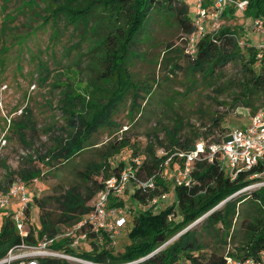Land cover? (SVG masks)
Segmentation results:
<instances>
[{"label": "trees", "instance_id": "1", "mask_svg": "<svg viewBox=\"0 0 264 264\" xmlns=\"http://www.w3.org/2000/svg\"><path fill=\"white\" fill-rule=\"evenodd\" d=\"M247 1L244 16L251 27L254 18L264 17V0ZM45 2V22L51 21L58 30L57 22L61 21L77 32L78 40H88V54L92 63V74L84 85L88 98L81 111L70 112L68 137L40 157L46 166H55L69 164L73 156L93 145L91 136L101 126L111 123L113 112L125 96L131 93L134 99L137 84L129 70V60L136 55L133 46L139 35L145 32L152 15L164 12L174 16L186 35L195 28L189 17L191 8L188 0ZM241 25H223L215 33H205L195 44L194 53L184 49L183 54L189 61L191 74L200 73L209 79L218 78L228 63L238 61L239 91L234 101L256 109L259 104L253 103V99L257 96L260 103L264 95V48L257 47L256 40ZM240 40L244 42L240 44ZM146 93L150 94L151 90ZM218 120L213 118L214 125L218 124ZM167 135L169 143L163 153L156 154L154 145L146 147L144 155L140 156V164L133 166L130 182L133 187L131 198L136 203L147 204L172 190L174 199L169 205L155 213L137 210L136 214L126 215L123 227H128V241L119 251L114 252L112 246L106 244L99 246L97 236L92 232H88L87 236L89 248L78 250L77 255L74 254L76 250L69 246L68 237L54 239L51 246L94 263L225 264L226 257L254 262L264 260V185L246 191L242 189L264 180V165L259 163L230 178L217 162H209L206 158L195 159L189 172V183L176 184L172 180V189H169L160 176L164 165L177 169L183 165V159L177 160L174 156L167 158L174 152L194 149L199 133H182L180 127L175 126L168 130ZM224 137L207 141L219 142ZM128 144L124 138L114 140L102 153L99 162H90L85 166L80 173L83 180L89 183L84 195L75 187H69L58 195L34 196L39 209V229L28 218L27 235L21 237L11 219L12 212L7 211L0 226V258L13 244L22 240L36 243L44 236L53 237L62 226L71 225L86 216L91 210V204L87 202L103 187L104 179L111 174H119L125 167L123 159L115 161L112 158ZM136 154L133 150L132 155ZM109 159L113 160L112 164ZM32 170L21 173L26 183L39 173L38 169ZM254 173L260 175L253 176ZM151 176L156 185L152 189L137 186L134 181L146 180ZM159 184L162 189L157 188ZM109 204L124 206V201L121 196H110ZM237 220L238 227L235 226ZM238 232H241L240 240L226 253L215 243L212 246L207 243V239L215 240L223 247L229 243L228 238L234 242ZM104 237L105 242L110 240L107 234ZM39 264L75 262L59 257H44L39 259Z\"/></svg>", "mask_w": 264, "mask_h": 264}, {"label": "rangeland", "instance_id": "2", "mask_svg": "<svg viewBox=\"0 0 264 264\" xmlns=\"http://www.w3.org/2000/svg\"><path fill=\"white\" fill-rule=\"evenodd\" d=\"M45 6V0H0V193L14 182H23L30 198L29 221L36 229L40 228L39 209L33 197L58 195L69 187L84 195L89 183L80 173L88 163L99 162L114 140L124 138L129 142L112 158L123 159L128 164L133 150L135 156H143L148 145H154L156 154L163 153L169 143L167 132L175 126L182 133H199L198 139L215 140L227 135L232 127L247 125L249 115L257 109L234 101L239 91L238 61L228 63L218 78L191 74L189 61L183 54L187 35L174 16L155 13L133 46L136 55L129 60V70L137 84L134 99L131 93L126 95L113 112L111 123L101 126L91 136L94 144L73 156L69 164L46 166L40 157L68 137L70 112L81 111L88 98L84 85L92 74V63L88 40H78L77 32L61 21L57 22L58 30L51 21L45 22ZM222 19V26L242 23L241 27L256 43L264 42V34L250 27L244 12L229 6ZM147 90L151 93H146ZM252 102L260 104L257 96ZM214 117L219 118L217 125L213 123ZM164 166L162 182L172 189L176 169ZM32 169H38L39 173L26 183L21 173ZM254 186L242 189L246 191ZM132 188L128 182L121 195L124 201L121 209L129 216L137 210L155 213L174 199L172 190H168L164 197L139 204L131 198ZM157 188L162 186L159 184ZM90 203L91 200L87 202ZM7 211L8 208L0 210V226ZM235 226H239V220ZM127 230L128 227L120 228L111 237L107 233L110 240L106 242L104 233L96 242L119 251L128 241ZM240 237L238 232L234 242L228 238L229 243L223 247L215 240L207 239V243L209 246L215 243L226 253ZM89 246L87 240L81 242L74 254Z\"/></svg>", "mask_w": 264, "mask_h": 264}, {"label": "built area", "instance_id": "3", "mask_svg": "<svg viewBox=\"0 0 264 264\" xmlns=\"http://www.w3.org/2000/svg\"><path fill=\"white\" fill-rule=\"evenodd\" d=\"M188 2L192 15L190 18L195 28L192 33L187 35L185 50L188 53H194L195 44L202 35L215 33L222 26V14L227 7L231 6L242 13L248 3L247 0H188ZM251 27L256 32L264 34V17L254 18ZM243 42V40L239 41L240 44ZM257 47L264 48V42L257 43ZM249 116L247 125L230 128L227 135L219 142L198 139L194 149L172 153L171 157L177 156L183 159V165L177 168L173 174V180L176 184L189 183V172L195 159L206 158L209 162H217L230 178H235L239 172L250 169L259 163L264 165V95H262L257 109ZM140 162V156H133L119 174H111L105 178L103 187L92 198L91 210L86 216L71 225L64 226V230H60L53 237L44 236L36 243H28L22 240L13 244L0 258V264H39V259L44 257L86 261L62 249L53 248L51 246L52 241L60 237H68L69 246L76 250L80 247L81 242L87 240L88 232L94 233L97 237L103 233H108L111 237L113 233L118 232V229L125 224L126 214L121 206L110 205L109 197L123 194L127 183L133 177V166L140 164ZM259 175L260 173L253 174V176ZM134 181L137 186L143 188L152 189L155 187L153 176L146 180ZM252 185H255L254 187L264 185V180L248 186ZM29 202L30 198L25 184L21 181L14 182L4 192L0 193V210L8 208L11 203H15L11 219L21 237L26 236L28 232L27 210H29ZM133 262L118 264H132ZM225 264H264V260L254 262L250 259L242 261L233 257H226Z\"/></svg>", "mask_w": 264, "mask_h": 264}, {"label": "crops", "instance_id": "4", "mask_svg": "<svg viewBox=\"0 0 264 264\" xmlns=\"http://www.w3.org/2000/svg\"><path fill=\"white\" fill-rule=\"evenodd\" d=\"M14 208H15V203L10 204L8 207V212H12L14 210ZM28 218H29V214H28Z\"/></svg>", "mask_w": 264, "mask_h": 264}]
</instances>
